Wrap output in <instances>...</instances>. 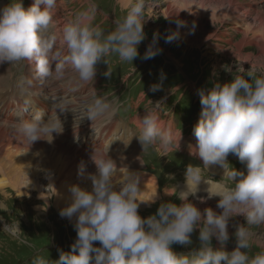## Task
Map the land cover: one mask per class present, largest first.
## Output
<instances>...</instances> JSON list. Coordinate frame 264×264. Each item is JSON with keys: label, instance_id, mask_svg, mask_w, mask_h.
<instances>
[{"label": "clouds", "instance_id": "obj_1", "mask_svg": "<svg viewBox=\"0 0 264 264\" xmlns=\"http://www.w3.org/2000/svg\"><path fill=\"white\" fill-rule=\"evenodd\" d=\"M57 0H34L25 8L23 0H11L0 9V64H11L26 60L34 65L39 80L61 79L68 67L76 72L80 80L93 81L100 61L108 63L106 57L116 53L122 61H133L138 56V46L146 38L143 19L146 0H126L123 8L126 15L114 21L115 29L105 35L99 26H93L95 5L75 20L66 23L62 36L54 32L53 9ZM183 22L178 21V27ZM178 38V33L168 35L166 42ZM59 39V43H58ZM158 36L149 45L144 59L160 54L156 48ZM67 49L65 55L64 49ZM55 64V67H53ZM111 76V69L105 73ZM158 86L153 85L152 91ZM202 113L194 127L198 154L203 167L220 165L226 169L225 176L233 186L211 185L208 197L219 196L217 213L212 208L201 211L189 197H196L202 181L201 166L189 164L186 169V191L165 193L178 196L183 203H161L158 211L144 218L139 208L140 176L128 169L118 177L117 164L113 159H97L95 151L91 157L97 173L90 174L93 190L79 185L70 188L71 203L60 215L76 218L77 239L71 252L61 250L55 264H264V251L250 257L247 251L252 246V233L243 224L236 225L237 246L229 252V221L243 215L247 225H264V73L259 76L256 69L234 74L227 83L214 82L211 88L199 90ZM61 109L64 108H55ZM109 105L100 100L89 110L92 121L102 115ZM44 112L36 109L32 119L21 122L18 132L31 145L43 139L42 135L62 131L59 120L53 123L43 120ZM140 134L137 136L147 149L160 142L167 150L172 141L170 130L162 129L153 111L145 110L140 118ZM51 141V140H49ZM142 153V154H143ZM237 155L246 165L247 172L232 167L229 171L228 157ZM142 155L137 157L143 165ZM115 178V179H114ZM157 195L150 203H156ZM205 203V198H199ZM10 226L4 225L8 231ZM199 230V247L188 253H178L173 245H192V234ZM16 234V233H13ZM220 247H214L213 238ZM99 242L101 246H95ZM32 264H50L39 254Z\"/></svg>", "mask_w": 264, "mask_h": 264}, {"label": "rangeland", "instance_id": "obj_2", "mask_svg": "<svg viewBox=\"0 0 264 264\" xmlns=\"http://www.w3.org/2000/svg\"><path fill=\"white\" fill-rule=\"evenodd\" d=\"M10 1L0 0V4L5 3L7 5L11 3ZM59 2H63L65 5V9L63 10L64 16L62 18L68 22L75 20L81 13L90 12L93 5L97 9L101 8L106 12V15H103L100 9L97 10L94 13L92 23L93 26L99 25L104 30L105 35L115 29V19H123L126 15V10L118 0H57V3ZM256 2L254 0L238 1L237 4L240 9L243 12L250 10V13L247 15L245 25L235 26L234 23L230 21L229 23L226 20L223 22L210 20L206 16L208 5H205L203 1H196L192 9L183 11L180 17H178L177 15H173L172 10H168L170 0H146L148 7L145 9L143 17L146 38L138 46V56L132 62L122 61L118 54L113 53L106 57L109 64L103 60L100 61L97 69L102 67L104 68V72L107 73L110 68L111 76H107L105 73L102 75L103 81L98 86L100 89L97 95H90L89 91L87 93L81 91L83 84H80L78 74L70 67H68L61 79H48L45 81L44 86L41 81V86L45 89L48 88L49 104H56L55 106H58V103H63L65 110L68 109L71 114L72 125L70 131L63 129L65 121H69L70 119L65 118V121H60L62 124L61 132L66 133V136H64L66 140L59 139L61 141H59L60 144L62 143L63 147L68 148L67 152L69 154L78 148H83L84 150H89V147L93 148L88 154L83 151L78 152L88 157L85 160H80L81 162L85 161V168L89 172H97L96 164L91 157L94 151L100 152V144L89 142L86 144V147L81 146V144L82 141L89 139L91 141H98L100 135H104L103 133H99V130L104 129L102 125L107 123L110 118L104 112L96 118L98 120L95 122L85 124L84 121L89 119L87 116L89 110L95 105L92 102L94 99L96 100L99 96L112 91L116 88V85L126 80L123 87L125 90L124 97L129 101L127 105L120 109V116L123 117L122 121L124 123L130 124L121 129L123 133L121 134L119 143L102 141L106 145L103 150L105 154L107 153L106 157L111 159L115 158V156L110 157L113 153L119 152L129 157L132 156L133 151H137L140 156L142 155L141 158L144 164L140 165L142 166L141 168L136 167L139 170L128 169L140 173L142 171L148 177L151 175L157 176L159 184L156 191L149 195L148 198L141 199V197H138L139 201L145 202L139 208V212L144 218L155 214L161 203L172 202L181 205L183 201L178 196L167 195L165 189L168 188L171 192H175L176 187L180 191L181 189L178 188V185L186 183L187 166L189 164L200 166L201 164L195 160V157L188 155V139L186 137L182 139L183 132L181 133L182 137L179 136L180 142L172 138L171 145L167 150L163 149L160 142L157 141L156 144L150 146L143 153L142 144L137 137L140 134V118L145 114V110L153 111L154 113L165 110L167 114H163L164 118L172 119L174 112L177 110L176 112L181 114L185 119L181 122L179 116H177V119L181 122L180 126H185L188 120L195 117L200 119L201 117L196 111L200 109L201 102L196 98L197 88L200 90L211 88L214 82L222 84L230 82L233 80L234 74L247 72L251 69V66L255 67L258 76L264 73V30L260 28L262 25L264 26V22L261 23L259 20L260 17H264V0H256ZM259 10L262 12H259L260 14L258 15L257 12ZM53 16L54 22H57L61 27L56 32L61 35L65 21L61 22L58 12H55ZM178 21L183 22L182 27H178ZM253 21H256V24ZM248 23H253L254 27L257 25L258 30L253 28L254 30L251 29L253 32L251 31L246 35V30L244 29L248 27ZM184 31L187 32L188 36L181 35ZM172 33H178V38L171 43H167L166 39ZM207 34L208 36L205 37ZM155 36H158L155 46L161 52L154 58L146 60L144 59L145 54ZM257 42H260L263 46ZM25 63L26 60L13 64L8 62L9 66L3 72L5 78L0 81V118L4 117L5 113L8 116L11 115L10 120H1L4 124L7 123L8 127H12L14 134L18 132L17 127L14 126H18L22 122V118H15L16 113H14L12 107L4 111L3 104L9 102L12 96H22L24 98L23 95L26 94V87L28 85L26 72L31 78V72ZM53 67H55V64H53ZM73 75L78 77L77 85L71 82ZM189 79L193 81L194 85H191ZM184 80L186 81L180 85ZM153 85L158 86L157 91H152ZM20 88H22L21 91H18ZM185 88L187 89L183 99L182 90ZM190 90H192L193 95ZM96 93L97 90L94 89L92 94ZM68 94H71L72 99H74L73 105L69 103L71 100L70 97H67ZM138 95L141 96L138 97ZM61 96L63 98L58 100L57 97ZM187 96L188 98L185 101ZM180 99H183V101L180 107L176 109L175 104ZM134 104L137 110L133 113V116H136V118L132 122L131 117L126 115V111ZM189 114L192 115L190 119L187 118ZM50 118L51 116L48 117L47 122ZM57 119V116H52V120ZM197 123L198 121L190 120L187 126L193 128ZM159 126L161 125L159 124ZM1 131L4 132V130H0V135ZM55 141L58 140L56 139ZM122 142L123 145L119 146ZM71 143H74L76 147L77 145L80 147L73 148ZM111 145L114 147L109 148L108 146ZM116 146L118 147L115 148ZM180 146L184 151V156L181 155L183 153L179 150ZM58 147L61 148V145ZM59 153L60 155L63 154L61 149ZM95 156L98 158L97 155ZM238 164L247 172L244 163L238 161ZM45 168H43L44 172L47 171ZM5 177L10 178L9 176ZM214 180L220 186L224 184L219 178H215ZM40 181L47 188V190L45 189V193L48 194V202L38 198L37 192H33L32 195H29L25 191L19 193L15 188L10 186L0 189V204L5 205L0 210V264H32L37 254L49 261L50 264H55V261L60 257L61 250L64 252H71L72 250V245L77 239L76 220L72 221L60 215L62 208L59 209L56 204L54 194L50 191L48 178L43 174L40 177ZM201 184H203V181H201ZM157 195H159L157 202L150 203ZM207 197L208 194L200 193L196 197L190 196L189 199L196 203L202 212L207 208H212L218 214L221 213L222 209L217 206L221 197L215 196L211 199H207ZM199 198H205L206 202L201 203ZM5 224L10 226L8 231L4 230ZM240 224L249 228L252 233V246L247 251V254L250 257H254L258 252L264 251V225L249 226L247 225L246 217L243 215L233 217L229 221L230 240L226 245V250L229 252L235 250L237 246L235 226ZM192 241L193 243L190 246L176 244L173 245V248L178 253H188L194 248H198L200 244L199 230L192 234ZM212 243L214 247H220L215 237ZM95 246L99 247L101 245L97 242Z\"/></svg>", "mask_w": 264, "mask_h": 264}, {"label": "bare ground", "instance_id": "obj_3", "mask_svg": "<svg viewBox=\"0 0 264 264\" xmlns=\"http://www.w3.org/2000/svg\"><path fill=\"white\" fill-rule=\"evenodd\" d=\"M118 1L122 6L124 3H126V0H118ZM196 1H203L205 5H208L206 16L210 20H216V21H220V22H223L226 20L227 22L230 21V22L234 23L235 26L236 25L242 26V24L245 25V23L247 21V15L250 13V10L243 12L242 9H240V7L237 4L239 0H170L168 10H172L173 15H177L178 17H180V15L182 14L183 11H187L189 9H192L193 5L196 3ZM254 1L256 2V0H254ZM64 9H65V5L63 2H60V4L57 6V8H55V11H57L59 16H60L61 22L65 21L62 18L64 16L63 15ZM259 12H262V11L259 10L257 12L258 15L260 14ZM263 19H264L263 16L260 17L259 20L261 21V23L264 22ZM253 22H254V24H256L255 23L256 21H253ZM66 23H68V21L64 22V24H66ZM247 26L248 27L246 29H244V30H246L245 31L246 35L248 33H250L252 30H254L253 28L258 30V26L256 25V27H254L253 23L252 24L248 23ZM260 28H262L264 30L263 25ZM58 29H61L60 25H58L57 22H54L53 32L59 38L62 36V34L61 35L57 34L56 31ZM181 35L182 36H188L187 32H185V31L182 32ZM207 36H208V34L205 35V37H207ZM58 43H59V39H58ZM257 43L259 45L263 46L262 44H260V42H257ZM29 64H30V66L28 69L31 72V79L33 81H32V85H31L32 87H30L28 89V91L26 90L27 92H25V93H27V95H25L24 97H26L30 100H34L35 95L36 96L38 95V92L35 90V88H36L38 91L41 92V96L39 99H37L36 103L47 104V106L53 108L54 105H48V103H49V101H48V97H49L48 88L45 89V88H43V86H41V80H39L36 76V73L34 70V65L31 63H29ZM1 71H2V67L0 64V72ZM26 74H27V72H26ZM1 75H3V72L0 73V76ZM77 81H78V77L73 75L71 82H73L75 85H77ZM43 83H44V81H42V84ZM8 85H10V84H8ZM21 89L22 88H20V90H18V91H21ZM20 95H21V93H20ZM67 97H70L71 101L69 103H70V105H73L74 99H72V95L68 94ZM62 98H63V96L57 97L58 100H60ZM8 100H6V101H8ZM17 105L21 108V105L19 102H17ZM55 108H64L63 103H58V106H55ZM3 113H4V111H3ZM51 115L57 116L60 121L64 120L65 118L70 119L69 121L64 120L65 124L63 125V129H65L67 131L71 130V125H72L71 117H70L71 114L69 113L68 109L67 110H65V108L63 110L56 109V112L54 109V111L51 112L49 115H44V118L47 119V117H50ZM10 116L11 115H9V117ZM18 118H20V115H18ZM27 120H29V119H27ZM96 120H98V119H96ZM0 121H1L0 122V130H4V132L1 131V135H0V158H1V160H0V173H1L0 174V189H5V188L10 186V187L15 188L16 191H18L19 193H21L22 191H25L26 193H29V195H32L33 192H37L38 198H41V199L45 200L46 202H48V194L45 193V189L47 190V188H45L44 187L45 185L43 183H41V181H40V177L43 176V174H44V176L46 178H48V181L50 182V191L54 194V198L56 200V204L59 207V209L60 208L64 209L67 206H69V204L71 203V192H70L71 186L79 185L81 188L86 189L88 191L93 190V184H92L91 179H89V175L95 174L97 172H92V171L89 172L85 168V165H84L85 161L81 162L78 157L72 156L71 154H69L67 152L68 148L63 147V145L60 144L59 139L64 140V136H66V133H62L61 131L60 132L54 131L52 133V136L50 133L44 134V135H42L43 139H40L31 145V143L29 141H26L25 137H23L20 133L17 132L14 134L12 132V127H8L7 123L4 124V122L1 120V118H0ZM56 121L57 120H53V123H55ZM95 121H92L89 118L88 120L84 121V123L86 124V123L95 122ZM168 125H169V127H166L167 124L164 121L161 123L160 127L162 129H166V130L171 129L172 133H174L175 130H174L173 124L168 123ZM14 127L18 128V126H16V125ZM117 129H118V126H115L114 124H112V125L109 124L107 128H104L101 131V133H103V131H105V134L100 135V138L98 139V141H96V140L91 141L90 139L86 140V141H82L81 146L86 147L87 146L86 144L89 142H92L95 144L99 143L101 150L98 153L95 152V155L98 156L97 159L107 158L106 157L107 153L105 154V152L103 150L106 147V145L102 141H111L110 143H119L120 138L117 139L116 142L114 141V138L118 137L117 135L114 134V131H116ZM99 133H100V131H99ZM56 139L58 141H55ZM49 140H51V141H49ZM106 143H108V142H106ZM60 145H61V151L63 152V154H61V155L59 153V150H56V148ZM47 147H48V150H47ZM79 149L80 148H78L77 150H79ZM92 149H91V147H89V150L88 149L84 150L83 148H81L80 150H83L84 153L88 154L89 152L92 151ZM111 156H115V158H113V159L115 160V162L117 164V169H118V177L117 178L122 177V173H127L128 168L139 170L136 167H140V168L142 167V166H140V165H142L140 160L137 159V157L140 156V154L137 153V151H133L132 156H129V157L126 155H122L119 152L113 153L110 155V157ZM49 159H51V161H49ZM142 161H143V159H142ZM5 162H7L8 164ZM43 168L47 169V171L44 172L45 170ZM130 171L137 173L140 176L141 191L139 193V197H141V199L148 198L149 195L153 194L156 191V189L158 188V184H159L157 176L151 175L150 177H148V175L142 173L141 170H140L141 173L137 172L135 170H130ZM5 176H9L10 178H6ZM207 183L209 185H211L212 191H215L217 186H220L218 183L212 182V181L207 182ZM207 183L203 182V184H201L199 186L200 191L197 193V195H199L200 193L208 194L207 189L210 186ZM178 188L181 189L180 191H186L187 190V184L186 183H184L182 185L180 184V185H178ZM168 191L171 192V190H168ZM4 206L0 204V210L2 208H4ZM71 220L74 221V220H76V218H72ZM229 249H231V248H229Z\"/></svg>", "mask_w": 264, "mask_h": 264}, {"label": "crops", "instance_id": "obj_4", "mask_svg": "<svg viewBox=\"0 0 264 264\" xmlns=\"http://www.w3.org/2000/svg\"><path fill=\"white\" fill-rule=\"evenodd\" d=\"M60 4V2L59 3H57V5H59ZM234 169H236V170H238V171H244L241 167H239V166H236V167H233ZM231 169H232V167L231 168H229V171H231ZM245 173H246V171H244ZM225 173H226V170H223V169H216V170H212V171H210V170H208V171H205L204 172V174H205V177L206 176H211V175H213V174H216L218 177H221L222 175H225Z\"/></svg>", "mask_w": 264, "mask_h": 264}]
</instances>
